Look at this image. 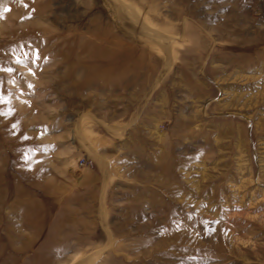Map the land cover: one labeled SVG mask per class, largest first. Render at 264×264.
I'll list each match as a JSON object with an SVG mask.
<instances>
[{
	"label": "rangeland",
	"instance_id": "374dc122",
	"mask_svg": "<svg viewBox=\"0 0 264 264\" xmlns=\"http://www.w3.org/2000/svg\"><path fill=\"white\" fill-rule=\"evenodd\" d=\"M0 98V264H264V0H0Z\"/></svg>",
	"mask_w": 264,
	"mask_h": 264
},
{
	"label": "snow or ice",
	"instance_id": "6c2138e0",
	"mask_svg": "<svg viewBox=\"0 0 264 264\" xmlns=\"http://www.w3.org/2000/svg\"><path fill=\"white\" fill-rule=\"evenodd\" d=\"M25 6H27V5H25ZM3 11L6 12V11H9V9L4 8ZM29 56H31V62L32 63H35L36 60H38L40 58L39 53L36 52V51L25 52L23 54V58L18 57L15 62L16 63H24V62H26L28 60ZM3 71L12 72L13 69L12 68H7V69H3ZM29 87H31V85H29ZM0 102H3V99L2 98H0ZM0 115H4V116L11 115V111H8V112H0ZM13 127L15 128L16 125H13ZM23 139L27 140V139H30V138L28 136H24ZM204 223H208V222L207 221H204ZM213 223H217V222L214 221Z\"/></svg>",
	"mask_w": 264,
	"mask_h": 264
}]
</instances>
